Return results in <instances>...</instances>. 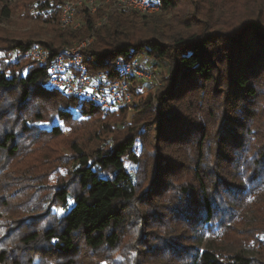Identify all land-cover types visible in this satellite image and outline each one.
Instances as JSON below:
<instances>
[{
	"label": "trees",
	"instance_id": "16d2710c",
	"mask_svg": "<svg viewBox=\"0 0 264 264\" xmlns=\"http://www.w3.org/2000/svg\"><path fill=\"white\" fill-rule=\"evenodd\" d=\"M154 1L160 13L111 9L112 2H103L96 12L86 9L83 24L73 29L60 26L64 0H37L36 21L53 28V36L48 40L18 36L1 47L25 54L33 45L41 44L48 49L51 60L66 45L93 35L95 40L86 49L95 58L89 68L113 78L129 79V90L135 96L132 107L138 118L148 117L142 122L143 132H129L112 145H100L93 153L74 143L71 177L48 192H26L23 198L28 195L27 200L10 203L2 202L8 195L0 191V206H12L16 211L17 207L30 206L44 209L37 218L18 213L14 221L0 208V229L6 228V233L0 234V264H80L82 254L90 250L106 247L111 252L131 224H146L144 213L133 215V211L145 207L143 199H152L145 203L158 209L189 208L179 210L178 218L202 230L199 246L207 234L215 232L210 227L217 206L228 203L226 194L242 204L246 200L256 202L264 193V153L258 151L261 147L252 148L251 144L260 131L250 127L254 114L242 104L246 99L248 105H253L249 100L258 98L259 89H264V0H240L246 4L241 10L234 9L238 11L234 16L223 7L230 0ZM1 11L0 21L10 17L9 8ZM139 55L148 57L155 72L163 62L168 66L162 85L152 86L156 92H137L134 78L120 74L114 66L119 58L129 61ZM16 57L19 62L10 64L12 73H7L0 61V92L20 88L22 105L30 99L33 104L44 100L48 107H58L60 116H69L73 108L82 114L81 119L97 113L112 116L129 111L131 104L108 110L89 98L53 90L47 85L48 65L24 55ZM224 62L229 66L227 76L224 69L220 71ZM187 95L193 99H187ZM227 97L239 100L231 114L223 112L222 98ZM38 112L37 119H43ZM22 127L27 133L34 129L27 116ZM53 132L60 133L56 127ZM16 138L14 129L3 131L0 148L9 155L16 154ZM191 138L193 147L187 146ZM165 140L174 145L173 150L162 147ZM142 169L155 172L145 191L140 189L136 172ZM167 190L170 193L163 200ZM192 193L199 195L203 212L193 205ZM155 194L162 196L155 198ZM51 207L57 212L52 213ZM153 231L151 228L147 235H153ZM145 235L136 238L134 247L133 242L126 244L127 253L137 252L134 264H165L153 262L157 256L148 254L152 249L147 247ZM231 247L222 250L210 241L202 248L196 247L198 251L189 264H252V257L245 255L242 247ZM128 256L127 264H133L131 254ZM92 262L89 259L86 264Z\"/></svg>",
	"mask_w": 264,
	"mask_h": 264
},
{
	"label": "rangeland",
	"instance_id": "374dc122",
	"mask_svg": "<svg viewBox=\"0 0 264 264\" xmlns=\"http://www.w3.org/2000/svg\"><path fill=\"white\" fill-rule=\"evenodd\" d=\"M36 1L0 0V13L5 7L11 11L9 18L0 21V61L6 65L7 73H12L13 71L10 64L19 62L16 57L17 49L1 48L10 39L26 36L48 40L53 36V28H49L47 23L36 21L34 5ZM50 1L53 3L58 0ZM182 2L180 1L181 5L186 4V1ZM217 4L219 6L218 2ZM245 4V2L240 0H230L223 7L229 14L234 16L238 13L236 10H241L240 8ZM160 11L158 8L149 14H157ZM144 56L142 55L141 58L143 59ZM142 63L150 66V62L146 60H143ZM220 66H222L220 71L224 69L227 76L229 69L227 63L224 62ZM167 69V64L163 62V66L158 68V72H155L157 74L155 77L152 75L151 79H146L147 81L144 83H139L141 90L139 92L147 93L154 90L152 86H161L163 80L165 81L168 76ZM259 90L260 96L249 100L253 105H248V100L246 99L242 104L251 114H254L250 118V127L260 131L254 135L251 141L252 148L261 147L262 150L258 151L264 153V89L260 88ZM21 94L22 90L20 88H15L8 92H0V138L3 131L14 129L17 133L15 145L19 147L14 155H9L6 150L0 148V191L8 195L2 199V202L11 203L15 199L19 200V202L22 199L27 200L29 198L28 195H26L27 198H23V194L26 192L30 194L38 191L39 195H42L41 193L48 192L49 188L51 190L57 184L64 183L66 179L71 177V173L74 170V143L81 144L86 152L93 153L100 145H112L129 132H143L144 124L142 122L148 117L140 119L136 115L133 109L134 106L132 107L135 97L130 103L131 108L129 107V111L125 114L116 112L117 114L112 116H105L97 113L88 119H81L82 114L76 112L73 108L70 109L72 113L69 116H60L57 110L58 107H48L49 103L44 100H39L38 104H33L30 99L28 103L22 105ZM189 96L187 95V99ZM192 99L193 96L189 98V100ZM222 100L224 103L223 112L227 114L234 112V108L239 103V100L236 101L230 97H227V99L222 98ZM41 102L46 103L47 106L41 105ZM176 102L178 103L179 101ZM220 103V101L217 102V104ZM61 106L63 105L61 104ZM252 107H254L255 111ZM174 108L176 109L177 106H174ZM37 111L44 115L43 119H37ZM114 111L118 110L111 112ZM26 116L31 119L34 126L30 133L23 132L22 121ZM257 118L259 119L257 120ZM255 122L260 124L257 125L259 126L258 128L254 125ZM55 127L58 128L59 134H54L53 128ZM191 141L192 138L187 143V146L193 147V145H190ZM161 143L166 150H173L174 145L168 143L167 140ZM183 146H185L184 143ZM136 172L139 173L140 189L145 191L151 183L155 172L153 169L148 171L142 169V171L138 172L137 170ZM168 181L170 182L169 178ZM172 182L178 183L179 181L172 180ZM42 188L43 190H41ZM168 193L170 192L167 190L163 195V200H166L168 197L166 194L169 195ZM161 196L157 197L155 194L154 197L160 199ZM224 199L228 203L222 204V202L217 206L216 217L210 227L215 232L207 234L203 244L199 246L197 241L203 240V235H199L202 230L197 228L196 224H187L184 220L178 218L179 210L185 211L189 208L184 205V207L181 206V209L178 208L179 206L169 209H158L156 206L145 203L151 202L152 199H143L142 205L145 207L133 211V215L139 216L140 213H144L146 216L143 220L146 224L140 223L138 227L134 226V223L131 224V227L127 228V233L125 235L123 233V239L116 249L111 252L106 247L99 251L90 250L82 254L80 258L82 260L79 263L86 264L91 259L93 261L91 264H127L128 255L131 254L132 263L134 264L135 259L138 257L137 252L127 253L126 244L133 242L132 246L134 247L136 238L141 234H146L145 236L148 238L147 247L152 249L147 252L151 257L157 256V259L153 262L189 264L194 259V255L198 251L197 248H202L205 244L212 241L215 245L219 244L222 250L224 248L229 250L232 248L231 246L233 248L242 247L244 249L242 250L243 253L252 257V264H264V193L260 199L253 203L250 200H246L242 204H237V199L227 194ZM191 200L194 201L193 205H197L199 213L203 212L200 197L197 193H192ZM256 207L258 208L257 211L254 209ZM0 208L4 213H8L9 217L14 221L18 217V213H24L26 218L31 216H36L37 218L44 212V209L38 208L36 210L31 208V206L26 209L25 207H17L18 212L12 206L8 207V205L4 204H1ZM50 209H52V213L53 211L57 212L55 207ZM193 217L199 218V215L194 214ZM151 228L154 230L153 235H147L151 232ZM3 233H6V228L0 229V234Z\"/></svg>",
	"mask_w": 264,
	"mask_h": 264
},
{
	"label": "built area",
	"instance_id": "2783aa9c",
	"mask_svg": "<svg viewBox=\"0 0 264 264\" xmlns=\"http://www.w3.org/2000/svg\"><path fill=\"white\" fill-rule=\"evenodd\" d=\"M103 2H112L111 9L136 10L142 14L154 12L159 7L154 0H64L60 16L62 28H79L83 24V14L86 9L96 12ZM93 35L82 41L66 45L62 51L49 60L48 49L36 44L30 47L25 54L17 52L18 57L33 59L41 65H48L50 77L47 85L56 91L74 95L78 98H89L101 104L105 109H117L130 104L135 97L129 90V79L110 77L106 72L92 71L89 66L95 58L89 55L86 49L94 42ZM139 55L133 60L126 61L119 58L114 62L116 70L122 75L132 76L135 80L137 92L141 91L140 82L151 79L157 74L151 66L142 63L148 57ZM150 65V64H149ZM131 108V106H130Z\"/></svg>",
	"mask_w": 264,
	"mask_h": 264
}]
</instances>
